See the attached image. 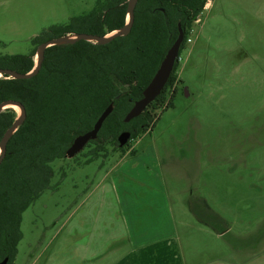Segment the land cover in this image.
I'll return each instance as SVG.
<instances>
[{"label":"rangeland","instance_id":"obj_1","mask_svg":"<svg viewBox=\"0 0 264 264\" xmlns=\"http://www.w3.org/2000/svg\"><path fill=\"white\" fill-rule=\"evenodd\" d=\"M210 2L180 52L171 106L164 108L173 87L161 106L148 109L152 118L140 115L123 125L150 124L128 139L124 151L105 144L87 162L94 149L88 145L71 159L53 161L49 187L22 213L11 264H84L74 254L85 250L80 237L69 239L78 234L81 205L100 209L83 218L94 237L99 225L110 228L119 198L141 197L135 188L144 187L161 190L153 198L174 219L173 254L183 264H264V0ZM97 3L0 0V57L28 55L32 39L50 28L89 32L77 19L97 10ZM6 109L20 115L17 107ZM121 207H127L125 199ZM124 254L92 264H118Z\"/></svg>","mask_w":264,"mask_h":264},{"label":"trees","instance_id":"obj_2","mask_svg":"<svg viewBox=\"0 0 264 264\" xmlns=\"http://www.w3.org/2000/svg\"><path fill=\"white\" fill-rule=\"evenodd\" d=\"M208 1L211 0H138L127 36L105 45L80 40L71 45L50 46L44 51L36 76L26 80L0 78V104L17 102L26 112L23 124L10 137L0 164V262L7 258V264L13 263L22 237V213L49 187L53 176L50 164L66 158V150L75 137L91 130L110 103L111 114L97 138L88 143L94 149L88 153L87 162L103 152L105 144L112 143L124 151L128 144L119 147L117 142L123 131L131 134L130 140L148 131L150 124L126 130L123 119L142 97L177 38L178 25L184 34L179 58L192 25ZM97 4V10L77 19L90 29L84 33L105 36L124 26L127 0H98ZM68 34L79 33L50 28L32 39L34 48L28 55L0 57V69L30 72L38 46ZM178 63L177 59L160 95L141 114L145 119L152 118L149 108L165 102L167 89L177 81ZM173 96L164 108L171 106ZM15 119L11 109L0 112V140Z\"/></svg>","mask_w":264,"mask_h":264},{"label":"crops","instance_id":"obj_3","mask_svg":"<svg viewBox=\"0 0 264 264\" xmlns=\"http://www.w3.org/2000/svg\"><path fill=\"white\" fill-rule=\"evenodd\" d=\"M210 3L208 1L204 8L208 7ZM103 188L101 187L100 191ZM105 188H107V193L115 194L114 187ZM155 192L161 194L159 189L153 188L151 191V188L144 187V190L141 191L139 188H135V195L142 194L141 197L137 196L135 199L119 198L118 205H114L113 208L110 207L111 211H115L114 216L117 219H113L110 211V228L108 224L99 225V231L109 232L100 233L97 231L94 237L93 229L89 223L83 221V218L87 215L88 210H94L97 214L100 209L83 203L80 210L83 216L79 222L78 234L69 236V239L71 237L74 243L80 237L78 242L85 250H77L79 253L73 252L75 255L78 254L79 258L74 256L84 264H92L103 260L108 254L112 256L116 251H119V253L125 252V254L122 260H118V264H183L180 256L175 255V245H173L176 236L174 219L167 211L164 203L155 202L153 198ZM127 194L125 192V195ZM122 199H125L126 208L121 207ZM161 210H163L162 213L159 212ZM106 219L105 214V219H101V222ZM91 224L95 225L96 229L98 227L97 219ZM110 234H112L111 237ZM99 239L102 241L97 244ZM174 252L175 254H173Z\"/></svg>","mask_w":264,"mask_h":264},{"label":"water","instance_id":"obj_4","mask_svg":"<svg viewBox=\"0 0 264 264\" xmlns=\"http://www.w3.org/2000/svg\"><path fill=\"white\" fill-rule=\"evenodd\" d=\"M137 2L138 0H127L126 15L128 16V20L125 22L122 28L113 31L109 35H105V36L79 33V34H73L74 37H69L68 35H65L51 39L38 46L36 52L37 61L35 62L34 67L30 72L21 74L9 69H0V76L17 79V80H26L36 76L41 67L44 51L46 48L50 46L71 45L80 40L92 42L99 45H105L118 37L127 36L132 28L133 19H134V10L137 5ZM183 38H184V34L181 30L180 25H178L177 38L170 46V48L167 50L166 54L164 55L162 61L159 64V67L157 68L150 82L142 91V97L134 102L130 111L125 115L123 119L124 123H128L132 119L140 116L143 113V111L147 108V106L151 104L160 95L173 71L175 61L178 59L179 49L183 42ZM7 106L19 108L20 115L15 119L12 125L5 131L3 137L0 140V164L5 157L6 145L10 137L14 134V132L18 129V127H20L23 124L26 117V112L24 107L20 103L13 101H5L1 103L0 112H2L3 108ZM112 110H113V103H110L107 106V108L101 113V115L98 117L91 130L75 137L70 147L66 150L65 153L66 158L69 159L73 158L75 155L81 152L90 141H94L97 138L98 132L101 129L103 122L111 114ZM129 138H130L129 132L120 133L119 136L117 137L118 146L123 147L124 145H126ZM7 262L8 259L5 258L0 262V264H7Z\"/></svg>","mask_w":264,"mask_h":264},{"label":"flooded vegetation","instance_id":"obj_5","mask_svg":"<svg viewBox=\"0 0 264 264\" xmlns=\"http://www.w3.org/2000/svg\"><path fill=\"white\" fill-rule=\"evenodd\" d=\"M177 91H178V87H176V86H173V91H172V94H171V96L173 95V94H175L176 95V93H177ZM130 137H131V134H130ZM88 145V144H87ZM86 145V146H87ZM85 146V147H86Z\"/></svg>","mask_w":264,"mask_h":264},{"label":"built area","instance_id":"obj_6","mask_svg":"<svg viewBox=\"0 0 264 264\" xmlns=\"http://www.w3.org/2000/svg\"><path fill=\"white\" fill-rule=\"evenodd\" d=\"M191 41H192L191 38L190 37H187L186 44L190 43Z\"/></svg>","mask_w":264,"mask_h":264}]
</instances>
